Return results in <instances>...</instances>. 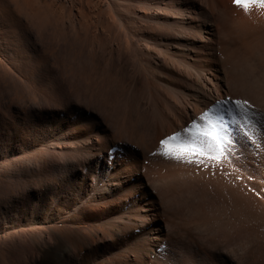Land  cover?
<instances>
[{
    "label": "rangeland",
    "instance_id": "374dc122",
    "mask_svg": "<svg viewBox=\"0 0 264 264\" xmlns=\"http://www.w3.org/2000/svg\"><path fill=\"white\" fill-rule=\"evenodd\" d=\"M6 2L0 264H264V0Z\"/></svg>",
    "mask_w": 264,
    "mask_h": 264
},
{
    "label": "snow or ice",
    "instance_id": "6c2138e0",
    "mask_svg": "<svg viewBox=\"0 0 264 264\" xmlns=\"http://www.w3.org/2000/svg\"><path fill=\"white\" fill-rule=\"evenodd\" d=\"M241 0H234V3L239 4ZM236 105L240 106V101L235 102ZM246 106V104H245ZM229 113L231 112V109L227 110ZM243 116L246 117V113H242ZM213 123L209 125L210 130L204 131L200 135H202L206 140L212 141L216 144L221 143L223 140L227 139L226 136L223 135V130L227 127V125L224 122V118L222 114H217L214 118ZM248 121L245 119V124L247 125ZM175 137H171V139H174ZM167 141H161V144H165ZM168 155H171V153H167ZM198 155H202L203 153H197Z\"/></svg>",
    "mask_w": 264,
    "mask_h": 264
},
{
    "label": "bare ground",
    "instance_id": "6f19581e",
    "mask_svg": "<svg viewBox=\"0 0 264 264\" xmlns=\"http://www.w3.org/2000/svg\"><path fill=\"white\" fill-rule=\"evenodd\" d=\"M0 2H1V4H3V10H4V12L3 11H1V13H2V16H4L5 18H6V21H7V23L9 24V25H11V24H16V23H14V22H18L17 21V19H16V17H15V15H14V13H13V9L11 8V6L9 5V3L8 2H6V0H0ZM159 3V2H158ZM1 6V5H0ZM183 15V14H182ZM185 17V16H184ZM12 19V20H11ZM183 19V18H182ZM182 19H181V21H182ZM11 20V21H10ZM16 20V21H15ZM185 21L186 22H190L189 21V19H187V16H186V18H185ZM13 22V23H12ZM186 22H185V24H186ZM8 28V27H7ZM9 29V28H8ZM215 34V33H214ZM220 77H222V76H220ZM223 80V79H222ZM240 85V84H239ZM236 87V86H235ZM234 88V87H233ZM217 91V90H216ZM234 91V90H233ZM244 91V90H243ZM201 92V91H200ZM241 93V92H240ZM245 93V92H244ZM243 93V94H244ZM204 94V93H203ZM206 94V93H205ZM239 94V93H238ZM201 95V94H200ZM196 96H199V95H196ZM221 96V95H220ZM243 96V95H242ZM217 97V96H216ZM249 97V96H248ZM201 98V97H200ZM210 98V97H209ZM213 98V97H212ZM245 98V97H244ZM206 99V98H205ZM201 100H203L202 98H201ZM213 100V99H212ZM200 101V100H199ZM204 101V100H203ZM206 101V100H205ZM205 101L203 102V103H205ZM200 102H202V101H200ZM206 102H208V101H206ZM199 110V109H198ZM201 112V111H200ZM192 115V114H191ZM189 116V115H188ZM187 117V116H186ZM185 117V118H186ZM184 118V119H185ZM181 126H183V125H181ZM169 132V131H168ZM121 139V138H120ZM117 141V140H116ZM154 144V143H153ZM146 146V145H145ZM150 148V147H149ZM154 148V147H153ZM145 149H147V148H145ZM151 151V150H150ZM161 158V157H160ZM154 162V161H153ZM170 162V161H169ZM159 165V164H158ZM163 165V164H162ZM170 165V164H169ZM168 167V166H167ZM175 167V166H174ZM160 168V167H159ZM169 169V168H168ZM172 169V168H171ZM175 169V168H174ZM157 170V169H156ZM178 170V169H177ZM176 170V171H177ZM159 171V170H158ZM169 172V171H168ZM145 174V173H144ZM172 174V173H171ZM174 175V174H173ZM165 177V176H164ZM163 177V178H164ZM220 177V176H219ZM221 178V177H220ZM222 179V178H221ZM224 180L222 181L223 183H224V186H225V184L226 185H229L230 186V188L231 187H234V188H232L233 189V191L234 190H236V189H238V187H237V185H235V183L233 182V178H232V176L231 175H227L226 177H224L223 178ZM164 181V180H163ZM243 188V190H247V188L246 187H242ZM246 192V196L248 197V198H250L251 200V202H252V198H254L253 196H252V194L249 192V191H245ZM247 198V199H248ZM248 201V200H247ZM180 221V220H179ZM167 224V223H166ZM179 227V226H178ZM181 232V231H180ZM179 233V232H178ZM181 234H183V233H181ZM182 238V237H181ZM182 240V239H181ZM188 240V239H187ZM157 263V262H156Z\"/></svg>",
    "mask_w": 264,
    "mask_h": 264
}]
</instances>
